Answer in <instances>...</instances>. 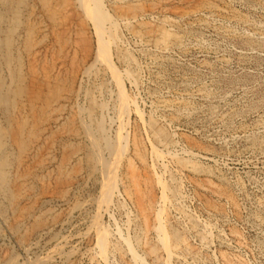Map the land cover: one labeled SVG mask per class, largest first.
Segmentation results:
<instances>
[{
    "label": "rangeland",
    "instance_id": "1",
    "mask_svg": "<svg viewBox=\"0 0 264 264\" xmlns=\"http://www.w3.org/2000/svg\"><path fill=\"white\" fill-rule=\"evenodd\" d=\"M29 2L38 55L76 82L23 162L27 218L0 213V264H264V0H51L56 28Z\"/></svg>",
    "mask_w": 264,
    "mask_h": 264
},
{
    "label": "bare ground",
    "instance_id": "2",
    "mask_svg": "<svg viewBox=\"0 0 264 264\" xmlns=\"http://www.w3.org/2000/svg\"><path fill=\"white\" fill-rule=\"evenodd\" d=\"M81 2H82V0H81ZM27 3H30L29 0H0V110H1V114H3L2 118H4V120L6 122V123H4L0 120V213L2 215H5V217H6L7 215H9V214H7L8 210H10L13 213L14 212L17 213L16 211L18 210L19 216H17L16 214H13L12 216L9 215V218H8L10 220L8 222H10L11 226L14 229H18V227L21 225V222H23L21 219V218H23L22 216L26 215L25 213L29 210V209H27V206H26L25 207L26 209L21 207V210L19 211V209H20L19 208L20 198L24 194H26L28 192V190L31 188L32 184L30 183V178H32L33 176H35V177L38 176L36 173L33 174V172H34V171H32L33 168L29 164L25 165V167H23L24 166L23 162L25 159H27L28 155H30V157L32 156V159L34 160V162L37 161V163L39 162L41 164L44 162L43 161L44 158L42 156L43 154L41 153L40 149L38 148L39 146L38 147L34 146V143H36L38 140L42 139L41 138L42 136H43L44 142H46V132H45L46 127L44 129V125H46V121L51 120L48 118L50 110H51L50 106H52L51 104L53 103V102L51 103V101L53 99L59 101L60 98L64 96L63 94L66 92H69V95H70L74 89L73 88L74 87V81L76 79L74 77L72 78V75H70V76L63 75L62 76L61 74L60 75L54 74L53 69H54L55 65L52 68V64H50L49 61L46 63V55L47 54L45 53L44 55H38L37 52H39V51H36L37 41L35 40L36 35H37L38 24H37V22H30V19H32L31 14L33 13L31 11H33V10L30 11L31 13L29 12V10H30L29 7H31L32 5L30 6ZM41 3L42 4L40 7H42V11L44 9V13L47 15V17H45V18H49V21H51L52 25L56 28L58 26L57 21H56L57 20L56 19V13H55L56 9L54 10L55 7L53 9H51L52 8L50 6L51 0H41ZM85 3H86V1H85ZM60 6H61V4H60ZM57 33H56L57 36L54 34V37L56 38V40L54 39V41H56L60 45L61 44L65 45L68 40L66 39L67 41L65 42V40H63L61 38L62 34L59 32H57ZM59 35H60V37L58 38ZM44 36H46V35H44ZM46 38L47 37H44V39L41 41H39V39H38V43L39 42L42 43V42H44V40L46 41ZM41 39H42V37H41ZM45 45H46V43H45ZM62 45H61V47H62ZM98 45L99 46H98V50H97L98 51L97 55L99 58L102 56L105 60V57L103 56V51H104L103 47L104 46H103V44H100V43ZM48 47H47V49H48ZM58 47H59V45H58ZM49 48H51V47H49ZM59 51H61V50H59ZM100 53H102V55ZM88 54L89 53L87 51V48L83 49L82 61L83 60L85 61L91 53L89 55ZM24 55H25V58H24ZM52 56H54V55H52ZM52 56H51V59H52ZM57 58H59V57H57ZM57 58H56V60H57ZM47 60H49V59H47ZM52 61H53V59H52ZM79 67H80V65H79ZM79 67H78V69H79ZM88 67H90V64ZM73 68H75V67H73ZM91 69H90V71H91ZM26 70H27V72H26ZM84 70L85 69H83V70L80 69V71H84ZM76 72H77V69H76ZM78 72H77V74H78ZM86 74H88V73H86ZM8 78H9V82L7 83ZM67 94H66V96H67ZM78 95H79V93H78ZM64 99H67V98L65 97ZM120 100H121V98H120ZM55 107H56V105H55ZM55 107L53 106L52 109H54ZM75 109L73 108V110H75ZM61 110L63 111V108ZM51 112H53V111H51ZM54 112H59V111H54ZM67 112H69V111H67ZM62 115H63V113H62ZM52 118H53V116H52ZM54 119H56V118H54ZM77 120H78V118H77L76 114L75 115L71 114V115L67 116L66 120L63 121V123H62V126L64 127L63 130L69 132V134L72 135V137L75 139H77V137L80 135V129H78V127L76 126ZM4 126H6V127H4ZM65 131H64V133H65ZM59 133H61V131ZM88 133L89 132H87V134ZM50 135H53V134H50ZM91 137H95L94 133H92V132H91ZM54 138H56V137H54ZM73 140H72V142H73ZM72 142L70 144H72ZM40 143H42V142H40ZM51 143H49V144H51ZM47 145H48V143H47ZM67 145H69V143L64 144V148ZM107 145L110 146L111 151H113L112 155H114L116 149L113 147V145L111 143H108V141H107ZM72 146L74 147V145H72ZM42 148H44V147H42ZM80 148H78L79 151H80ZM118 151L120 152V150H118ZM68 152H70V151L68 150ZM68 152H67V154H69ZM95 152H94V154L97 153V152L96 153ZM67 154H65L66 156L63 154L62 163L60 162L61 164L60 165L58 164L59 166H57V169L55 171V180H56L55 182H56V185H59V188H60V186H63L64 184H66V183L68 184L69 182H71V178H72L73 174H76L79 171V168L77 166H74L72 169H68L69 166L67 167V164H68V161L70 160V158H72L71 157L72 155L70 156ZM94 154L92 156L93 158H94ZM78 155H79V152H78ZM97 155H95V159H96ZM44 160H46V159H44ZM80 161L81 160H78V163ZM102 162H104V160H102ZM108 162H109V160H108ZM25 163H27V162L25 161ZM104 165L106 167H103V168L108 170L110 162H109V164H104ZM114 167H115V165H114ZM103 170H102V174L105 172V170H104V172H103ZM90 173H88V174H90ZM112 173L113 172H110L109 175L111 176ZM114 173H115V171H114ZM104 174H106V173H104ZM114 178H115V176H114ZM113 179H111V180H113ZM43 181H44V178H43ZM108 186H109V184H108ZM61 191L62 190H58L57 192L60 193ZM29 213H30V211H29ZM41 216H42V214H41ZM25 218H27V217H25ZM44 223H45V218L44 217H38L37 220L35 221V223L32 224V229L33 230L37 229L38 227H41ZM30 229H31V226H30ZM32 229H31V231H32ZM20 237H21L20 239L24 240L26 238V233H23ZM4 253H6V252H4ZM15 260H17V259H15ZM8 262H9V260H8ZM10 264H16V262L10 261Z\"/></svg>",
    "mask_w": 264,
    "mask_h": 264
}]
</instances>
